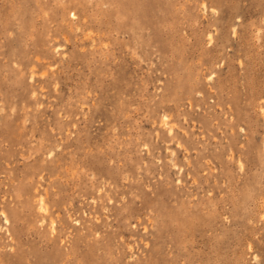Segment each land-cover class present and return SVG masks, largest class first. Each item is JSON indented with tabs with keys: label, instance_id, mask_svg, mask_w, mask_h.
<instances>
[{
	"label": "rangeland",
	"instance_id": "1",
	"mask_svg": "<svg viewBox=\"0 0 264 264\" xmlns=\"http://www.w3.org/2000/svg\"><path fill=\"white\" fill-rule=\"evenodd\" d=\"M0 264H264V0H0Z\"/></svg>",
	"mask_w": 264,
	"mask_h": 264
},
{
	"label": "bare ground",
	"instance_id": "2",
	"mask_svg": "<svg viewBox=\"0 0 264 264\" xmlns=\"http://www.w3.org/2000/svg\"><path fill=\"white\" fill-rule=\"evenodd\" d=\"M92 186H93V188L97 187L95 184H93ZM97 189H100V186L97 187ZM195 194H196L195 192L190 193L186 190H184L183 193H178V197L181 199H180V201H178L177 196H176V198H174L176 201H178V204H179V206H178L179 208L173 207V208H176L175 211L170 210V209H166V210L162 211L159 208H157L158 206L157 207L155 206L154 211H153L154 218L157 220L158 219H164V218L171 219L174 217V216L173 217H171V216L176 215V214L181 216L182 219L188 218V216H190L196 212V204H193V205L190 204V202H191L190 197L194 196ZM140 202L142 203V206L145 205L144 202H142V201H140ZM200 202H202V201H200ZM207 202H208V200L206 202H204V204ZM40 207H41V205H40ZM139 207H141V205H139ZM203 209H204V207H201L200 211H202ZM53 222H54L53 220L50 221V226L52 229L54 228ZM174 229L177 231L178 234L180 233V234L184 235V233L186 232L185 228L177 227ZM155 263H157V262H155Z\"/></svg>",
	"mask_w": 264,
	"mask_h": 264
}]
</instances>
